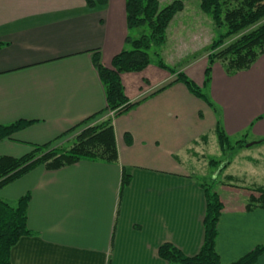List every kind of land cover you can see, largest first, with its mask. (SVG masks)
<instances>
[{"label":"crops","instance_id":"crops-1","mask_svg":"<svg viewBox=\"0 0 264 264\" xmlns=\"http://www.w3.org/2000/svg\"><path fill=\"white\" fill-rule=\"evenodd\" d=\"M128 34L126 0L97 8L85 0H0V124L34 121L0 140V155H24L105 109L93 53L112 67ZM121 78L129 99L141 102L114 119L118 161L40 165L0 191L12 203L31 194L28 223L37 234L13 247V264H168L159 255L165 242L189 256L200 251L207 202L192 169L206 144L205 110L210 129L218 116L159 66ZM208 94L229 135L250 129L252 140L264 138V54L233 76L215 63ZM232 184L216 186L223 203L216 248L225 264L264 245L260 192ZM253 264H264V252Z\"/></svg>","mask_w":264,"mask_h":264},{"label":"trees","instance_id":"trees-1","mask_svg":"<svg viewBox=\"0 0 264 264\" xmlns=\"http://www.w3.org/2000/svg\"><path fill=\"white\" fill-rule=\"evenodd\" d=\"M90 8L104 7L109 0H85ZM201 9L211 16L218 29H224L205 49L208 64L205 69L204 86L209 87L212 81L213 65L219 62L227 75L233 76L249 70L264 54V0H201ZM184 9L182 0H174L161 7L160 0H126L127 26L129 34L126 46L112 60V67H107L99 50L93 53V62L103 83L107 106L105 109L87 117L79 124L44 143L33 144L32 149L21 156L0 155V191L40 165L47 169H58L77 163L81 160H102L116 162L119 160L114 119L129 112L141 101H131L125 93L121 74L145 69L152 61L150 50L153 45L161 46L167 41V29L178 14ZM139 27H148L149 32H143L133 38L130 31ZM5 43L0 41V49ZM131 46L129 49L127 46ZM158 54V53H156ZM158 65L169 70L175 78L170 82H182L197 97L205 101L217 113L216 133L220 148L228 152L237 147L246 146L249 142L248 132L236 141H232L220 118V109L211 96L199 84L180 70H173L162 58ZM168 85L162 87L166 88ZM114 111V116L109 112ZM261 115L259 118H263ZM32 120H17L9 124H0V140L11 138L16 132L31 125ZM73 133L66 143L57 144L64 136ZM132 136L126 133V139L132 142ZM205 142L208 136L204 135ZM264 141V138L261 139ZM214 167L221 165L216 159H210ZM224 164L222 169H225ZM232 178L231 175L228 176ZM207 202L204 218L205 236L200 251L189 256L171 242H165L159 247V255L168 264H225L216 248L219 236L218 223L223 211V203L216 190L222 182L221 177H199ZM131 182L129 174L124 173L122 185ZM234 185V184H232ZM260 192L264 204V186L254 188ZM31 194L26 193L15 203L0 195V264H13L11 251L23 236L36 235L29 227L28 208ZM264 252V245H258L243 257L228 264H253Z\"/></svg>","mask_w":264,"mask_h":264},{"label":"rangeland","instance_id":"rangeland-1","mask_svg":"<svg viewBox=\"0 0 264 264\" xmlns=\"http://www.w3.org/2000/svg\"><path fill=\"white\" fill-rule=\"evenodd\" d=\"M172 1L174 0H160L161 7L166 6ZM182 1L184 2V9L178 12L170 23L167 29V41L161 46L155 44L151 48L152 61L149 65L159 66L158 61L162 58L173 70L184 71L195 82L194 77L199 79L200 83H196L203 87L206 93H209V87L202 85L205 79L204 72L208 64L205 49L224 29H218L211 16L201 9V0ZM143 32H149V28H135L130 31V35L133 38H137ZM127 48L131 49L132 45H128ZM167 71L170 72L169 70ZM212 111L214 113L213 109ZM219 112H221V109ZM204 122L205 127L208 128V141L204 146L198 148L200 155L196 160V168L192 169L196 173V176L199 178L219 175L222 181L238 185L250 187L252 185H256V187L264 186V141H261V139L252 140L253 137L250 129L236 132V134L230 135L232 141H236L244 133L248 132V143L252 144H246V146L223 152L219 145L216 130L210 129L212 122L208 110H205ZM210 159L220 161L221 165L214 167L209 163ZM224 164H227V166L225 169H222ZM185 170L190 171L191 169L185 167ZM229 175L232 178H229Z\"/></svg>","mask_w":264,"mask_h":264},{"label":"built area","instance_id":"built-area-1","mask_svg":"<svg viewBox=\"0 0 264 264\" xmlns=\"http://www.w3.org/2000/svg\"><path fill=\"white\" fill-rule=\"evenodd\" d=\"M109 115H110V116H114V111H110V112H109Z\"/></svg>","mask_w":264,"mask_h":264},{"label":"water","instance_id":"water-1","mask_svg":"<svg viewBox=\"0 0 264 264\" xmlns=\"http://www.w3.org/2000/svg\"><path fill=\"white\" fill-rule=\"evenodd\" d=\"M248 145H251L252 143H247Z\"/></svg>","mask_w":264,"mask_h":264}]
</instances>
